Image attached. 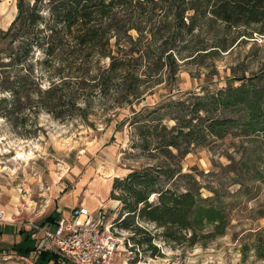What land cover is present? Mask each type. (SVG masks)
I'll list each match as a JSON object with an SVG mask.
<instances>
[{"label": "rangeland", "instance_id": "1", "mask_svg": "<svg viewBox=\"0 0 264 264\" xmlns=\"http://www.w3.org/2000/svg\"><path fill=\"white\" fill-rule=\"evenodd\" d=\"M16 14V0H0V31L8 28ZM191 14L185 15L186 24ZM155 20L161 26L153 35L149 27ZM171 20L163 9L157 10L150 23L143 24L141 44L127 45L141 48L129 53L132 57H147V52L153 57L170 54L178 65L169 84L165 79L158 85L144 79L143 95L137 100H123L114 87L104 92L96 87L99 74L109 64L107 57L52 59L41 65L39 55L33 61L39 89L29 86L32 99H43L53 81H67L56 91L60 101L52 108L61 113L59 118L26 101L27 92L20 94L14 113L9 107L0 110V226L15 229L0 234V264H34V255L22 258L9 249L20 240L18 229H27L29 221L41 223L54 210L64 217L78 206L91 212L105 209V225L118 240L107 264H264V164L255 161L264 157V135L253 139L233 133L206 141L191 147L179 162L189 175L181 185L200 188L201 197H211L226 212L229 225L223 235L205 240L197 236L194 244L168 240L162 228L136 217L133 226L150 233L152 247L136 246L135 240L145 234L119 223L126 214L120 216L122 204L112 198L114 179L157 162L156 156L139 147L136 126L131 124L133 113L152 108L168 92L171 99L188 100L236 86L239 82L234 77L264 71V34L255 32V26L227 27L202 20L179 39ZM131 34L135 36L134 31ZM131 64L136 67V62ZM2 96L9 95L0 91ZM64 261L61 264H70Z\"/></svg>", "mask_w": 264, "mask_h": 264}, {"label": "trees", "instance_id": "2", "mask_svg": "<svg viewBox=\"0 0 264 264\" xmlns=\"http://www.w3.org/2000/svg\"><path fill=\"white\" fill-rule=\"evenodd\" d=\"M16 8L14 20L5 31H0V91L9 95L0 98V110L9 107L8 111L14 113L20 94L27 92L26 101L47 108L56 118L61 117V113L52 109L60 101L56 91L67 80L53 81L43 99H32L28 88L34 85L39 89L33 63L39 55L41 65L52 59L107 57L109 64L99 74L96 87L101 92L114 87L123 100H137L143 95L140 86L144 79L153 85L161 84L163 79L169 84L178 67L170 54L165 57H153L148 52L147 57L129 54L141 49L134 47L142 42L143 24L150 23L157 10L163 9L171 16L174 35L179 39L202 20L218 21L227 27L252 25L255 32L264 34V0H16ZM187 12L192 13L187 16L188 24ZM160 26V21L151 23L153 35V30ZM133 31L135 36L131 34ZM130 43L133 48L127 46ZM131 62H136V67ZM166 65L169 70L164 71ZM234 79L238 85L191 96L188 100L171 99L168 92L166 99L152 108L133 113L131 124L136 126L139 147L157 158L156 163L132 169L122 179L115 178L112 185V198L122 204L120 216L126 214L122 220L118 219L121 226L145 234L135 240L136 246L152 247L150 233L133 226L136 217L162 228V235L168 240L183 239L194 244L197 236L205 240L225 233L229 225L226 212L211 197H201L200 188L181 185L180 181L189 175L182 172L179 162L191 147L206 141L220 140L233 133L253 139L264 135V71ZM6 103L10 106H4ZM170 121L172 125L166 124ZM255 161L264 164V157ZM259 178H263L261 174ZM59 219L60 213L54 210L40 225L55 227ZM14 230L10 225L0 226V234ZM17 234L20 240L9 248L16 256L34 255V264L64 261L54 252L38 248L33 231L21 228Z\"/></svg>", "mask_w": 264, "mask_h": 264}, {"label": "built area", "instance_id": "3", "mask_svg": "<svg viewBox=\"0 0 264 264\" xmlns=\"http://www.w3.org/2000/svg\"><path fill=\"white\" fill-rule=\"evenodd\" d=\"M106 211L102 207L91 212L85 206L70 209L55 227L29 221L28 228L42 235V249L58 254L70 264H107L114 255L118 240L105 225ZM38 247V248H39Z\"/></svg>", "mask_w": 264, "mask_h": 264}, {"label": "crops", "instance_id": "4", "mask_svg": "<svg viewBox=\"0 0 264 264\" xmlns=\"http://www.w3.org/2000/svg\"><path fill=\"white\" fill-rule=\"evenodd\" d=\"M66 216H67V215H66ZM66 216H65V217H66ZM38 224L40 225V223H38ZM27 229L30 230L29 228H27ZM31 231H32V230H31ZM35 238H36L37 241L40 239V242H42V243L44 242L43 239H42V235H41L40 233H36V234H35ZM38 242H39V241H38ZM42 243L38 244V247H39V245H42ZM39 248H40V247H39Z\"/></svg>", "mask_w": 264, "mask_h": 264}, {"label": "bare ground", "instance_id": "5", "mask_svg": "<svg viewBox=\"0 0 264 264\" xmlns=\"http://www.w3.org/2000/svg\"><path fill=\"white\" fill-rule=\"evenodd\" d=\"M112 171V170H111ZM9 219V218H8Z\"/></svg>", "mask_w": 264, "mask_h": 264}]
</instances>
